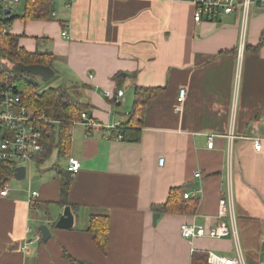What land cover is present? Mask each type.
<instances>
[{
    "label": "crops",
    "instance_id": "obj_1",
    "mask_svg": "<svg viewBox=\"0 0 264 264\" xmlns=\"http://www.w3.org/2000/svg\"><path fill=\"white\" fill-rule=\"evenodd\" d=\"M65 2L51 4V19L15 20L7 33L27 52L52 53L57 86L67 88L98 126L85 136L81 124L72 125L66 157L53 150L33 163L48 173L43 165L54 154L63 162L53 165L55 176L32 171L27 187L24 178L0 197V264H70L68 258L80 264H191L194 252L232 258L231 237L189 241L179 233L182 224L218 223L227 180L244 258L264 264V44L253 49L264 32V9L251 6L243 26L238 11L195 24L191 0ZM135 86L162 90L145 109L139 142L132 144L117 139V127L133 110ZM117 91L123 96L115 105L104 93ZM254 139L260 140L258 152ZM69 157L80 163L73 176L66 172ZM65 179L68 206H61ZM172 188H181L182 198L189 194L187 209L153 212ZM31 192L38 195L36 210L28 203ZM65 207L72 227L57 229ZM92 215L109 218L106 253L86 231ZM42 225L46 241L37 231ZM31 238L34 244L23 250Z\"/></svg>",
    "mask_w": 264,
    "mask_h": 264
},
{
    "label": "trees",
    "instance_id": "obj_2",
    "mask_svg": "<svg viewBox=\"0 0 264 264\" xmlns=\"http://www.w3.org/2000/svg\"><path fill=\"white\" fill-rule=\"evenodd\" d=\"M51 5L48 0H35V3H27L21 16H13L0 20V85H12V91L16 93L26 108L36 117H43L42 125L49 126L54 123L51 130L55 136L46 141L44 153L41 159L46 158L53 150L60 157H66L70 145V129L72 125L80 120L81 113H86V107L76 102L68 89L63 86L49 87L40 90L38 84H31L26 79L31 78L27 73L19 74L14 69L16 66L43 65L51 67L53 60L51 52H27L18 44L19 38L3 33L4 28H9L15 20H49L51 19ZM264 44V32L261 34L255 51ZM162 89L142 88L135 86L133 89L134 106L125 123L119 127V135L123 142L137 143L140 139L141 126L143 124L144 112ZM67 172V171H66ZM68 173V172H67ZM69 174V173H68ZM70 175V174H69ZM12 177V170L0 161V191ZM70 180H63L60 188V205L68 206L67 192ZM187 199L181 197V188H172L167 200L160 205L152 207L155 213H177L186 210ZM75 208V207H71ZM86 231L93 235L97 248L106 253L109 239L108 216L92 215L88 222ZM205 253L194 252L191 256V264H206ZM70 264H80L68 258Z\"/></svg>",
    "mask_w": 264,
    "mask_h": 264
},
{
    "label": "built area",
    "instance_id": "obj_3",
    "mask_svg": "<svg viewBox=\"0 0 264 264\" xmlns=\"http://www.w3.org/2000/svg\"><path fill=\"white\" fill-rule=\"evenodd\" d=\"M58 0H48L51 5ZM75 0H66L65 6L70 7ZM194 5L193 21L199 24L202 21H217L225 17L233 15L237 11L240 14L241 23L245 26L247 21L248 11L251 6L255 5L264 9V0H191ZM27 3H35V0H0V20L10 18V13L19 5H26ZM4 11H9V15H5ZM54 17V12H51ZM8 29L4 28L3 33ZM62 37L66 36V32L61 33ZM240 59V54L237 55ZM91 77V76H90ZM104 96L114 102L120 104L122 91H117L115 96L109 92H105ZM185 100V90L181 89L178 92L177 102L183 103ZM180 112L181 108H175ZM42 121H46L43 117H36L23 104L21 98L12 91V85H0V161L10 167L12 173L17 167H25L27 164L34 163L35 159L41 156L46 147V141L55 136V131L51 130L50 123L47 127L42 125ZM76 123L81 124L86 132L85 136L89 134L91 129L98 125L84 112L80 115V120ZM75 123V124H76ZM120 125L117 127L119 129ZM118 140L121 136L118 134ZM213 146L212 140L209 139L207 148L211 149ZM253 148L255 151H260L261 144L259 139L253 140ZM164 159L159 158V166L163 165ZM80 169V163L69 157L67 160L66 171L71 175H75ZM199 177L197 173L194 175ZM8 193V184H5L0 191V197H5ZM37 193L31 192L28 198V203L31 209H37ZM184 199L189 198V194L183 195ZM217 219L218 223L210 228L196 224H182L179 228V233L183 239L193 241L194 239H224L231 237L234 241L235 255L232 258L218 256L212 252L206 255V264H246L243 249L240 244L236 217L233 210V195L232 187L229 180H227L226 189L221 194L217 205ZM29 232V230H28ZM264 244V240L262 241ZM34 244V239H26L23 244V250Z\"/></svg>",
    "mask_w": 264,
    "mask_h": 264
},
{
    "label": "water",
    "instance_id": "obj_4",
    "mask_svg": "<svg viewBox=\"0 0 264 264\" xmlns=\"http://www.w3.org/2000/svg\"><path fill=\"white\" fill-rule=\"evenodd\" d=\"M5 15H9V11H4ZM17 73H27L31 78L26 79L31 84H37L34 80V77H39L42 82H47L55 76V72L49 66L43 65H31V66H16L14 69ZM13 178L17 181H20L25 178V167H17L13 171ZM158 218V215L153 216V222ZM73 224V215L69 207H65L63 212L57 222L55 223V228L57 229H68L71 228ZM41 236L42 241H46L49 237V231L46 226H40L37 230Z\"/></svg>",
    "mask_w": 264,
    "mask_h": 264
},
{
    "label": "rangeland",
    "instance_id": "obj_5",
    "mask_svg": "<svg viewBox=\"0 0 264 264\" xmlns=\"http://www.w3.org/2000/svg\"><path fill=\"white\" fill-rule=\"evenodd\" d=\"M20 13H22V4L17 5V6L13 9L11 15H20ZM34 80H35V82L39 85V89H40V90H43V89H47V88H49V87H56L57 84H59L58 82H59L60 79H59L57 76H54L53 78H51V79L48 80L47 82H42V80H41L39 77H34ZM54 164H55V165H56V164H58V165H62L63 162H62V160H57L56 157H55L54 154H53V155L47 160V162H45L44 165H43L45 169H48V170H49L48 173H51L52 176H53V175L55 176V171H54V168H53V165H54ZM26 170H27V175H26V177H25L26 179H24L23 181H21L22 184H23L24 186H26V187H27V184H26L27 179H28V177H30L32 171H34V172H33L34 174L41 173L40 171H42V174H43V173H47V170H42V167H41V166H38V165L33 164V163H32V164H27V165H26ZM45 171H46V172H45ZM29 172H30V174H29ZM48 173H47V177L49 176ZM33 179H34V176L31 178L30 183L33 182ZM35 182H36V180H34L33 184H35ZM17 183H19V182H18V181L16 182L14 179L10 180V181H9V184H10V185L8 186V188L13 187V186L16 185ZM243 253H244V255L246 254L245 251H243ZM245 260H246V264H249L248 261H247V259H246V257H245Z\"/></svg>",
    "mask_w": 264,
    "mask_h": 264
}]
</instances>
